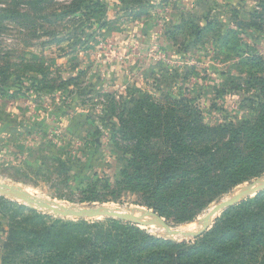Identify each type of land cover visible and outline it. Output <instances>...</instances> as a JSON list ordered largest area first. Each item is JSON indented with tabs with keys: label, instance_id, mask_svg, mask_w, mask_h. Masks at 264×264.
Segmentation results:
<instances>
[{
	"label": "rangeland",
	"instance_id": "1",
	"mask_svg": "<svg viewBox=\"0 0 264 264\" xmlns=\"http://www.w3.org/2000/svg\"><path fill=\"white\" fill-rule=\"evenodd\" d=\"M177 5L0 0V192L17 191L57 210L135 212L175 232L264 183V0H202L193 13ZM174 8L181 12L176 28L170 25ZM147 17H166L170 30L154 23L160 34L149 44L134 30L131 49L122 37ZM166 32L164 43L159 35ZM221 127L241 134L210 130ZM257 196L264 201V188L187 237L116 217H62L0 193V205L6 201L0 264H25L26 257H4V244L11 226L30 211L45 223L101 222L104 229L106 219L124 223L139 244L138 264H169L173 245L183 264H264L262 239L237 247L229 235L238 231H220L230 209ZM218 236L227 237L232 257H217ZM76 255L72 264H93ZM30 258L27 264L38 261ZM39 258L45 264L46 257Z\"/></svg>",
	"mask_w": 264,
	"mask_h": 264
},
{
	"label": "trees",
	"instance_id": "2",
	"mask_svg": "<svg viewBox=\"0 0 264 264\" xmlns=\"http://www.w3.org/2000/svg\"><path fill=\"white\" fill-rule=\"evenodd\" d=\"M196 118L198 119H196V122L199 124L200 115L197 114ZM210 130L215 132L228 131L234 137L241 134L237 128L233 129L232 127ZM232 136H230L231 139ZM5 202L1 203L0 208L3 207ZM252 207L258 208L259 212L258 209L251 212L250 208ZM4 210H6V207L1 208L0 212H4ZM17 210L23 213L24 209L17 207ZM260 214L263 215V218L257 219L256 216ZM44 218V216L30 211L18 226L12 225L7 234V243L4 244L6 250L4 257H26L25 264L32 263L30 257H35L38 260L34 261L33 264H41L39 257H46L45 264H72V259L77 253L76 256L88 258L90 259L89 263L93 262V264H115L116 262H118L117 264H138V261L141 260V257H133V252L138 250L137 246L139 244L135 245L137 241H134V234H129V231L123 227L124 223L106 219L105 222L110 223V225L104 229V224L101 222L91 225L84 221L77 223H63L60 221L45 223ZM257 224H260L261 227L259 228L262 229L255 227ZM248 228L254 229L249 232L250 237L242 234ZM226 229L238 231L229 235L237 247L241 244V240L260 241L262 239L264 241V201L257 196L230 209L228 216L224 218L220 225V231ZM213 240L212 238V243ZM226 241L227 237L218 236L219 244L217 246L219 248H216L215 252L217 257L233 256L230 248L224 245ZM175 247L173 245L171 253L167 257L169 264H183L182 257L177 254ZM185 250L187 248L182 249V252ZM227 253L230 254L227 255ZM164 258L166 257H158V260L164 261Z\"/></svg>",
	"mask_w": 264,
	"mask_h": 264
},
{
	"label": "water",
	"instance_id": "3",
	"mask_svg": "<svg viewBox=\"0 0 264 264\" xmlns=\"http://www.w3.org/2000/svg\"><path fill=\"white\" fill-rule=\"evenodd\" d=\"M256 186H248L244 188L237 196L235 197H230L228 200H226L224 203L218 205L217 207L214 208V210L206 217L203 219V228H206L209 222V219L218 211L231 206L235 201L248 196L257 190L263 189L264 188V183H256ZM1 194H12L20 198L22 201H24L27 204H36L39 208H44L49 211H51L54 215H59L62 217H74V218H95V217H116L119 219H124L130 223L136 224V225H141V226H155V227H162L166 230V232L170 235L176 233L168 229L164 223L162 222L161 219L154 217V221H142L139 219H136L132 216L128 215H120V214H115V213H110L109 211L102 210L101 208H92V209H62V210H57L55 209V206H53L50 203L42 202V201H36L35 199H29L26 198L24 195H22L20 192L17 191H7V192H0ZM183 236L187 237H195V234H181Z\"/></svg>",
	"mask_w": 264,
	"mask_h": 264
},
{
	"label": "crops",
	"instance_id": "4",
	"mask_svg": "<svg viewBox=\"0 0 264 264\" xmlns=\"http://www.w3.org/2000/svg\"><path fill=\"white\" fill-rule=\"evenodd\" d=\"M176 2L179 4V5H177V8H179V6H183L184 7V9L186 10V11H190V12H194V10L195 11H197V9H198V5L200 6V4H201V2H202V0H176ZM166 3V2H165ZM164 5V4H163ZM219 6V5H218ZM182 7V8H183ZM181 8V9H182ZM175 9V8H174ZM184 9L182 10V11H184ZM213 10H215V9H213ZM177 12V13H176ZM185 12V11H184ZM181 14V12H178L176 9H175V13H174V15H172L174 18L172 19V21H171V26H172V24H174L173 22L175 21V20H178L179 19V15ZM165 15H167V14H165ZM156 18V17H155ZM154 17H147V23H146V21L144 20L142 23L141 22H135V23H133L131 26H128L127 27V29H126V31H128L127 33H126V36H125V34L123 35V37H122V39L123 38H126L127 37V41H125L127 44H130L129 46L131 47V49H134V48H136L135 47V40L137 39L136 38V35H133L134 34V30L136 31V33H138V31L140 32V36H141V38H142V40H140L142 43H144V44H149V42L151 43V38L152 37H155V34H157V33H159L160 32V30L159 31H157V30H155V28L158 26V24H154V23H157V22H160L161 24L164 22V24H166V27H168L169 29H168V31L170 30V25H169V21H168V19H166V17L164 18L163 17V21H158L157 19H155ZM156 21V22H155ZM167 22H168V24H167ZM147 26V27H146ZM132 27V28H131ZM144 27H146V29H144ZM159 27V26H158ZM172 27H174V28H176V25H173ZM141 28H143V32L144 33H142V30H141ZM160 28V27H159ZM125 31V32H126ZM143 34H145L147 37H145V38H143L142 37V35ZM160 34V33H159ZM138 35V34H137ZM144 35V36H145ZM169 35H170V33H168V32H166V33H164V34H162V35H159V36H161V37H159L161 40H163V42L164 43H166V41H168V37H169ZM116 39H117V37H116ZM116 44H117V41H116Z\"/></svg>",
	"mask_w": 264,
	"mask_h": 264
},
{
	"label": "bare ground",
	"instance_id": "5",
	"mask_svg": "<svg viewBox=\"0 0 264 264\" xmlns=\"http://www.w3.org/2000/svg\"><path fill=\"white\" fill-rule=\"evenodd\" d=\"M242 191V190H241ZM23 192V191H22ZM25 192V191H24ZM26 193V192H25ZM28 194V193H27ZM26 194V195H27ZM239 194V193H238ZM237 193L235 194V196H237L238 195ZM235 196H233V197H235ZM30 197V196H29ZM34 197V196H33ZM36 197V196H35ZM105 211H108L109 209H104ZM109 211H112V210H109ZM123 214H127L128 216H132V217H135V218H137V219H141V217H136L135 216V212H126V213H123ZM203 225H204V223H203V220H202V222H200L199 223V221L198 222H196L195 224H192V225H190V226H187V227H185V228H180L179 230H176L175 232H176V234H179V235H181V234H186V233H197V232H199V231H201L202 229H203ZM150 229H151V231H154V232H163V230H160V229H157V228H155V227H150Z\"/></svg>",
	"mask_w": 264,
	"mask_h": 264
}]
</instances>
